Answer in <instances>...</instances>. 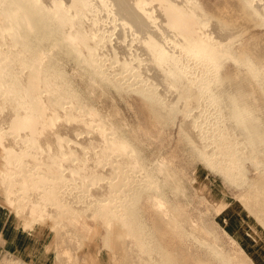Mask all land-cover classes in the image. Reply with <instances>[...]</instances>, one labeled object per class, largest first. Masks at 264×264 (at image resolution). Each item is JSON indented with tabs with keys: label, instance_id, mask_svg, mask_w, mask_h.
<instances>
[{
	"label": "bare ground",
	"instance_id": "6f19581e",
	"mask_svg": "<svg viewBox=\"0 0 264 264\" xmlns=\"http://www.w3.org/2000/svg\"><path fill=\"white\" fill-rule=\"evenodd\" d=\"M255 28L264 0H0V205L49 231L46 264H95L97 250L110 264H264ZM131 94L178 127L195 178L150 149L120 106ZM207 170L238 195H217Z\"/></svg>",
	"mask_w": 264,
	"mask_h": 264
},
{
	"label": "rangeland",
	"instance_id": "374dc122",
	"mask_svg": "<svg viewBox=\"0 0 264 264\" xmlns=\"http://www.w3.org/2000/svg\"><path fill=\"white\" fill-rule=\"evenodd\" d=\"M220 1L221 0H202V2L205 5H207L208 7H212V8H214L216 4L220 3ZM263 33H264L263 30L259 28H255V29L250 30L246 37H251L254 35L260 36ZM133 97L134 96L132 94L124 95V99L130 104V107L126 106V104L124 103H120L121 104L120 106L122 110L124 111V113L126 114V116L128 117V119H130V121L135 126H137L138 123H140L141 125L140 129H138V126H137V130L140 135H143L144 138H147L145 137V131H148V134H149L148 142L150 144V149L152 151L164 150L168 154L177 153V155L179 156V161H181L182 164L186 168L191 170V173L193 177L195 178L197 169L200 167V164L192 156H189V154L187 153L188 151H186L185 143L179 140L178 127H175V126L173 127L171 121L169 120L166 121L165 125L161 124L160 126V122L156 120V116L152 113L146 112L145 110H143V108L140 109L142 105H140V102L138 101L139 99L137 100L138 97L137 96L136 98L135 97L133 98ZM162 140L165 142H162ZM204 174L206 177H209V179L214 182L215 184L214 190L217 195H223V192H230L233 194V197H236L238 195L239 193L238 191H235L234 189L230 191L229 189H227V187H225L222 180L219 177H215L213 173L211 174L209 170L204 171ZM229 198L232 199V197H229ZM139 205L143 211L144 216L147 218L148 221L151 220V218H154L153 217L154 209H153L151 202L149 201L147 193L145 192L142 193L140 200H139ZM195 208H196V210H194L195 216L199 215V211L204 212V213L208 211L207 205L199 204V201L195 202ZM214 225L222 226V224H219V223L214 224ZM220 231H221L222 239L225 242V244L227 246L232 245L233 240L230 237V235L226 231H224L223 227H220ZM168 238L171 239V236L169 235ZM169 242H171V240ZM98 243H99L98 240L93 241L94 245H97ZM165 245L168 247L171 246V244H168V245L165 244ZM98 253H100L99 250L96 251V254ZM182 257L181 256L180 258L178 257L180 262L178 261L177 264H181L183 262L182 260H180V259H184ZM193 258L194 257L185 256L186 261L188 262L192 261L193 264H196V260L194 261ZM101 264H110V257L107 253H104V252L102 253Z\"/></svg>",
	"mask_w": 264,
	"mask_h": 264
},
{
	"label": "crops",
	"instance_id": "0c3cea01",
	"mask_svg": "<svg viewBox=\"0 0 264 264\" xmlns=\"http://www.w3.org/2000/svg\"><path fill=\"white\" fill-rule=\"evenodd\" d=\"M0 222V264H46L55 261L52 254H46L49 231L31 233L23 228L13 211L2 205ZM101 258L100 253H95L92 261L101 264Z\"/></svg>",
	"mask_w": 264,
	"mask_h": 264
}]
</instances>
